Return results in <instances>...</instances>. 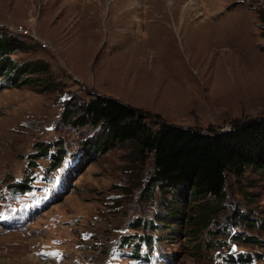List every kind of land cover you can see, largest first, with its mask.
Segmentation results:
<instances>
[{"label":"rangeland","instance_id":"obj_1","mask_svg":"<svg viewBox=\"0 0 264 264\" xmlns=\"http://www.w3.org/2000/svg\"><path fill=\"white\" fill-rule=\"evenodd\" d=\"M0 34L22 44L10 53L17 67L36 66L25 79L0 77V264H148L131 260L123 235L145 237L153 264H232L239 253L264 264V247L232 237L264 241V173L229 176L210 248L207 229L194 240L175 223L132 228L172 195L150 187L151 158L131 145L83 150L103 129L75 122L95 96L136 107L152 128L225 129L264 116V0H0ZM55 141L65 149L57 166L53 144L32 160L38 144ZM77 158L86 161L70 188L44 207ZM36 177L28 194L7 185ZM237 208L254 225L231 224ZM57 248L59 263L37 253Z\"/></svg>","mask_w":264,"mask_h":264},{"label":"trees","instance_id":"obj_2","mask_svg":"<svg viewBox=\"0 0 264 264\" xmlns=\"http://www.w3.org/2000/svg\"><path fill=\"white\" fill-rule=\"evenodd\" d=\"M21 47L18 40L0 34V77L25 79L29 72L36 71V66L32 64L17 67L10 60V53ZM75 115V122L88 121L92 126L103 129L101 137L82 143L83 150L90 152L95 147L106 149L110 143L131 145L143 159L151 158L150 187L157 186L161 192L172 195L164 201L163 213L156 214L155 220L137 218L130 224L132 228H169L175 223L187 227L185 236L190 234L194 240L207 229L211 238L205 246L210 248L216 243L212 242V237L219 231L210 229L209 224L215 222L223 209L229 176L242 177L248 169L264 173V116L235 120L227 130L209 128L203 131L164 120L156 122V127L152 128L146 121L145 113L110 96L91 98L78 107ZM59 143L61 141L38 144L32 160L48 154L53 144L58 147L51 155L50 162L51 167L57 166L65 154V149ZM81 152L83 156L85 152ZM85 161L79 159L75 168L80 169ZM26 183H8V187L25 190L29 187ZM188 207L191 211L187 210ZM235 219L230 223L240 222L247 228L254 225L248 220V215L240 213L238 208ZM155 221L160 224H155ZM232 237L242 243L264 247V241L253 235L238 234ZM196 244L199 246L198 242Z\"/></svg>","mask_w":264,"mask_h":264},{"label":"water","instance_id":"obj_3","mask_svg":"<svg viewBox=\"0 0 264 264\" xmlns=\"http://www.w3.org/2000/svg\"><path fill=\"white\" fill-rule=\"evenodd\" d=\"M227 129H229V128H225V129H222V130H227Z\"/></svg>","mask_w":264,"mask_h":264}]
</instances>
